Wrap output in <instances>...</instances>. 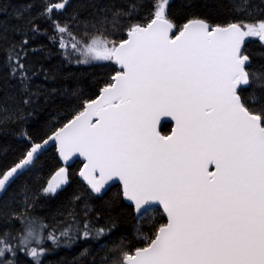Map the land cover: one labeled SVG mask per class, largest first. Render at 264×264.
Here are the masks:
<instances>
[{"label": "snow or ice", "instance_id": "obj_1", "mask_svg": "<svg viewBox=\"0 0 264 264\" xmlns=\"http://www.w3.org/2000/svg\"><path fill=\"white\" fill-rule=\"evenodd\" d=\"M0 137V264H264V0H0Z\"/></svg>", "mask_w": 264, "mask_h": 264}, {"label": "trees", "instance_id": "obj_2", "mask_svg": "<svg viewBox=\"0 0 264 264\" xmlns=\"http://www.w3.org/2000/svg\"><path fill=\"white\" fill-rule=\"evenodd\" d=\"M13 2H20V0H13ZM78 0H73V3H77ZM99 2L103 3L105 0H99ZM175 3L179 4L180 0H174ZM210 3L217 4L219 3L220 5H227L228 0H209ZM220 10H223L220 8ZM250 50L253 52L259 51V46L256 41H253L252 44H250ZM59 60L58 57H54L50 63H57ZM67 71H72L76 72L78 75L83 76V78L86 80V82L90 83L92 82L94 77H97L103 73H105L107 70L104 68L100 67H81L77 68L75 66H69ZM49 87H59V84L55 82H47ZM62 108V102L59 98H55L54 102L48 103L45 105L44 111L40 114L38 119L41 121L47 120L50 115H55L60 109ZM171 128L170 125H164L163 130L165 132L169 131ZM7 147L9 154L15 149L18 148V143L16 142L15 139L13 138H3L0 137V148ZM9 157H5L2 154H0V165L5 163ZM45 164H46V171L48 169H54V167L57 165V155L55 153L54 148H50L49 152L46 153L45 156ZM80 167L79 162H75L72 165V170H73V177H72V182L70 185L67 186L65 191L61 193V196L58 198V200H63L66 196L71 195L73 191H75L79 187L78 183V177L77 173ZM136 227V220L133 218L132 215L130 214H125L121 217L118 226H117V231L115 235H128L131 236L134 232V229ZM79 251V248L73 249V250H68V249H61L56 251L54 254L48 256L45 258V264H70V261L73 256L77 254Z\"/></svg>", "mask_w": 264, "mask_h": 264}, {"label": "water", "instance_id": "obj_3", "mask_svg": "<svg viewBox=\"0 0 264 264\" xmlns=\"http://www.w3.org/2000/svg\"><path fill=\"white\" fill-rule=\"evenodd\" d=\"M166 125H170V126H172V125H171V122L167 123ZM51 148H54V146L51 147ZM76 162H79V161H76ZM73 164H74V163H73ZM73 164H72V165H73Z\"/></svg>", "mask_w": 264, "mask_h": 264}, {"label": "rangeland", "instance_id": "obj_4", "mask_svg": "<svg viewBox=\"0 0 264 264\" xmlns=\"http://www.w3.org/2000/svg\"><path fill=\"white\" fill-rule=\"evenodd\" d=\"M136 226H137V222H136ZM136 228V227H135ZM135 230V229H134Z\"/></svg>", "mask_w": 264, "mask_h": 264}]
</instances>
